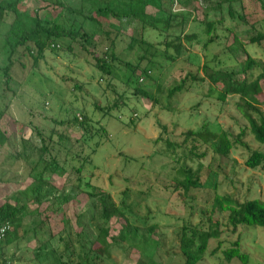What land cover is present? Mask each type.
I'll return each mask as SVG.
<instances>
[{"label":"rangeland","instance_id":"374dc122","mask_svg":"<svg viewBox=\"0 0 264 264\" xmlns=\"http://www.w3.org/2000/svg\"><path fill=\"white\" fill-rule=\"evenodd\" d=\"M23 1L30 10L38 8L41 17L46 12L60 15L61 22L66 24L79 19V15L66 9L61 11L52 3L53 0ZM61 1L76 8L80 6V0ZM180 1L176 0L172 10L190 11L196 21L187 23L185 33H196L201 39L199 45L198 37L191 40L193 45L185 40L189 51L184 57H188V63L201 67L205 61L202 43L206 37L200 31L203 25L200 26L199 22L204 20V13L194 2L183 6ZM234 9L235 14L242 13L250 21L262 17V6L255 0H239L234 3ZM217 14L218 11H211L208 18L214 19ZM223 15L222 24L216 25L217 39L207 48L208 61L216 57L219 68L234 72L240 69L247 55L264 63V43L249 44L248 26L229 17L226 10ZM6 19L8 21L10 17ZM89 24L86 22L87 26ZM120 28L116 53L121 59H134L136 50H127L132 27L122 20ZM234 34L239 43L244 44L243 47L238 43L232 44ZM144 38L157 47L155 53L143 54L155 61L152 73L156 82L164 83L174 70L173 63L164 57L165 36L147 30ZM79 50L68 52L61 45L56 52L44 51L36 61L30 55H23L20 61L24 65L14 66L8 86L0 81V108L6 110L1 124L10 138L0 150V200L32 181L21 160L15 165L9 161L13 159L9 153L22 150L23 139L28 143V151L34 145L47 143L48 151L44 157L57 161L59 165L66 155L69 158L77 154L83 159L81 176L87 180L92 177L115 200L120 199L125 189L129 190L132 199L144 197V192L148 191L146 200L140 202L141 207L132 211V222L142 228L150 224L155 226V242L152 241L148 248L153 251V257L164 264H183L178 233L184 226L207 221L216 194L232 196L238 201L254 197L264 200V161L254 169L248 168L244 164L248 152L241 148L233 149L226 157L215 154L210 148L205 149V166L201 175L204 186L184 194L175 188L173 160L163 154L159 144L153 143L161 125L167 126V135L172 139L178 137L182 130L197 129L203 123L215 131L225 129L233 135L238 133L247 121L237 109V96L230 95L224 101H218L209 93V83L205 79L192 85L175 108H172L174 100L167 99L165 92L157 94L159 102L154 103L135 96L129 88L125 89L127 86L120 78L100 76L84 51ZM140 61L145 63V59ZM185 69L194 70L188 65ZM199 75L203 76L201 71ZM140 83L145 85L146 81ZM94 103H98L100 108H96ZM169 106L170 109L167 108ZM262 107L264 109V104ZM74 117L77 120L68 124ZM83 121L87 126L85 129L80 125ZM170 131H174L173 134ZM252 148L264 150V145L253 143ZM45 175H50L47 183L57 195L73 189L72 185L61 186L64 179L50 174V170L47 169ZM82 203L84 197L73 202L74 208L66 210L65 217L71 219L74 226H78L75 224L77 216L86 209ZM29 219L26 227L32 226L34 218ZM211 220H218L220 237L209 241L206 254L198 264H243L235 259L226 261L222 254V250L236 239L248 254L246 264H264V229L245 226L234 229L227 224V212L217 210ZM60 224L59 219L52 220L55 230L60 228ZM118 228L119 224L113 219L111 235H115ZM53 243L58 250L63 249V241L55 239ZM34 245L35 241L29 234L19 243L4 246L0 264H39L34 260ZM126 248L120 244L113 246L110 259L100 264H135L143 252L142 248H134L129 253Z\"/></svg>","mask_w":264,"mask_h":264},{"label":"trees","instance_id":"16d2710c","mask_svg":"<svg viewBox=\"0 0 264 264\" xmlns=\"http://www.w3.org/2000/svg\"><path fill=\"white\" fill-rule=\"evenodd\" d=\"M237 1H180L183 6L194 2L204 13V20L197 21L200 26L203 25L200 31L206 37L202 43L205 61L199 67L188 63V57H184L189 51L188 44L193 45L192 39L198 37V45L201 41L198 34L185 33L187 23L196 19L191 17L190 11L174 12L172 5L176 0H80L77 8L64 1L53 0L52 3L61 11L66 9L79 15V19H73L70 24L61 22L60 15L53 16L49 12L41 17L38 8L28 9L23 0H0V81L8 86L14 66L24 65L20 61L23 55H30L36 61L44 51L56 52L62 45L66 51L73 53L76 48H80L79 51H84L100 76L120 78L127 86L125 89L129 88L135 96L154 103H158V95L165 92L167 99L174 100L172 108H175L192 85L205 79L209 83V93L218 101H224L230 95L237 96V109L247 123L234 135L225 129L212 130L203 123L197 129L182 130L178 137L172 139L167 135V126H160L153 143L159 144L163 154H167L175 164V188L188 194L192 189L204 186L201 175L205 166V149L210 148L215 154L226 157L233 149L241 148L248 152L244 164L250 169L262 165L264 161V150L252 148L253 143L264 145V63L247 55L240 69L234 72L232 69L219 68L216 57L212 59L213 63L208 61L207 48L217 39L216 25L222 24L225 10L229 17L248 26L249 44L264 43V0H255L262 6V17L252 21L242 13L235 14L234 3ZM211 11H218L214 19L208 18ZM7 17H10L8 21ZM122 20L132 27L127 50H136L134 59H121L116 53ZM86 22L90 23L89 26ZM147 30L165 36L164 57L173 63L174 70L164 83L156 82L152 73L155 61L143 54L155 53L157 50L154 44L144 38ZM232 38V44L238 43L243 47L244 44L239 43L235 34ZM142 59H145V63L140 61ZM187 65L194 70L185 69ZM200 71L203 76L199 75ZM143 81L150 86L142 85L140 82ZM94 105L100 108L98 103ZM5 115L6 110L0 108V150L10 139L1 124ZM75 120L76 117L65 123ZM85 124V121L80 123L84 129L87 128ZM170 132L173 134L174 131ZM41 142L44 140L41 139ZM27 144L23 139L22 150L9 153L13 159L7 158L14 165L21 160L32 181L0 200V224H9L4 240L0 241V259L4 254V246L19 243L31 234L35 241L32 249L34 260L39 264H100L110 259L112 247L119 244L125 245L128 253L134 248H142L143 252L135 264H164L155 259L153 251L148 248L155 235V226L150 224L142 228L132 222V211L141 207L140 202L146 200L148 191L144 192V197L132 199L129 190L125 189L117 201L92 177L87 180L81 176L83 159L77 154L69 158L66 155L59 165L57 161L44 157L48 151L47 143L34 145L30 151L27 150ZM47 169L50 174L64 179L61 186L72 185L73 189L60 195L53 192L47 183V179H50V175H45ZM81 197H84L81 206L85 205L86 209L77 216L75 224L78 223V226H74L65 214L67 209L74 208L73 202L76 203ZM216 210L227 212V224L234 229L238 226L264 229V200L254 197L238 201L232 196L216 194L207 221L184 226L178 233L183 264H198L206 254L209 241L220 237L218 220H211ZM74 214L75 219V210ZM29 218L34 220L32 226L26 227ZM54 219L61 222L59 229H54ZM113 219L119 224L115 235H111ZM55 239L63 241L62 250L54 245ZM222 254L226 261L235 259L243 264L248 261V254L242 250L239 239L223 249Z\"/></svg>","mask_w":264,"mask_h":264},{"label":"built area","instance_id":"2783aa9c","mask_svg":"<svg viewBox=\"0 0 264 264\" xmlns=\"http://www.w3.org/2000/svg\"><path fill=\"white\" fill-rule=\"evenodd\" d=\"M140 80H142V78H140ZM8 228L9 224L7 222L0 224V241L4 240Z\"/></svg>","mask_w":264,"mask_h":264}]
</instances>
